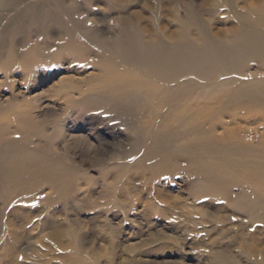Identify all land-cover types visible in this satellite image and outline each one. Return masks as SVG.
<instances>
[{
	"label": "rangeland",
	"instance_id": "obj_1",
	"mask_svg": "<svg viewBox=\"0 0 264 264\" xmlns=\"http://www.w3.org/2000/svg\"><path fill=\"white\" fill-rule=\"evenodd\" d=\"M9 1L0 0V264H262L264 193L241 177L247 167L233 157L222 171L223 147L208 137L206 150L183 147L205 139L207 129L150 118L162 93L142 100L135 91L126 107L113 102L127 95L113 90L122 70L97 62L99 49L86 48L75 33L67 42L79 41L81 50L61 48L67 42L47 35L49 23L27 24L32 13L58 12L42 8L46 0ZM66 1L73 22L81 0ZM15 2L21 5L9 7ZM99 2L85 6L90 21L119 38L121 28L133 30L126 18L153 38L177 41L189 25L225 31L237 13L255 20L264 11V0ZM16 14L15 32L2 35ZM29 26L42 33L30 40ZM196 35L190 29L186 40ZM242 66V75L264 76L255 58ZM221 79L185 76L197 84L187 96L176 92L180 81L160 84L170 88L163 117Z\"/></svg>",
	"mask_w": 264,
	"mask_h": 264
},
{
	"label": "bare ground",
	"instance_id": "obj_2",
	"mask_svg": "<svg viewBox=\"0 0 264 264\" xmlns=\"http://www.w3.org/2000/svg\"><path fill=\"white\" fill-rule=\"evenodd\" d=\"M99 1L101 0L77 1L75 6L78 19L72 22V12L67 9L68 1L46 0L41 7L46 9L53 6L54 9L58 8V12H52L51 8V12H45L44 15L42 13L37 16L32 13L27 24H40L42 21L49 23L44 25V28L52 40L67 42L69 35L75 33L86 48H98L100 55L97 57V62L98 59L107 60L109 67L118 68L123 72V81L116 77L117 82L113 84V90H122L127 95L121 94L114 98L113 102H121L126 107L128 99L135 98V91L142 94V100L151 99L162 93L163 98L157 102L150 118L158 120L160 117L162 122L173 121L172 125L176 124V121L188 120L192 124V130L205 127L207 129L205 139L195 136L183 147L206 150L209 147L207 137L216 140V143L223 147L222 159L219 160L221 162L217 167H222V171L233 167L232 160L236 157L238 167H247L241 177L253 185L251 191H256L258 187L262 188L258 190L264 193V76L259 75L258 72L242 75L244 60L255 58L264 67V11L256 15L255 20H252V16L247 13H237L236 23L225 31H215L214 26L208 28L202 24L189 25L183 30L186 34L177 41L171 36L168 39L153 38L145 27L141 26V29H138L132 20L126 18L125 22L127 25H133V30L130 31L127 27L121 28L123 36L119 38L112 37L109 30L93 25L90 21V13L86 11L85 6L88 3L99 4ZM18 4L20 2L10 3L9 7ZM27 7L28 11L34 10L33 5ZM20 14L5 20L8 25L4 27L2 35L15 32V26L20 24L18 21L22 19ZM64 16H69V20L64 22L62 20ZM117 16L116 23L123 19V15ZM104 20L103 17L100 22ZM75 21L77 24L87 23L93 31L86 32L79 26H73ZM30 27L25 31L29 33L30 40L42 33L40 26ZM190 29H194L200 35H196V42L190 43L186 40ZM79 41L72 40L67 44L62 41L61 48L68 46L81 50L76 45ZM45 43L49 44L48 41ZM114 47L121 50L119 55L113 52ZM259 70L264 71V68ZM190 74L202 79H211L213 76L223 79L200 87V94L196 93L194 97L188 96L181 110L169 117H163L168 114H163V111L166 105L168 106L170 88L162 87L160 84L169 85L180 81L176 92L179 90L186 96L191 95L197 84L181 80ZM149 81H152V84ZM240 99L246 102L240 103L235 108L230 105L232 101ZM147 128L149 127L145 125L144 129ZM261 208L264 211V206Z\"/></svg>",
	"mask_w": 264,
	"mask_h": 264
}]
</instances>
